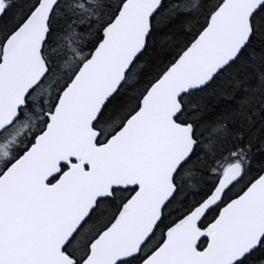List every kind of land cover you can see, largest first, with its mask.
<instances>
[{
    "label": "snow or ice",
    "instance_id": "6c2138e0",
    "mask_svg": "<svg viewBox=\"0 0 264 264\" xmlns=\"http://www.w3.org/2000/svg\"><path fill=\"white\" fill-rule=\"evenodd\" d=\"M0 264H264V0H0Z\"/></svg>",
    "mask_w": 264,
    "mask_h": 264
}]
</instances>
